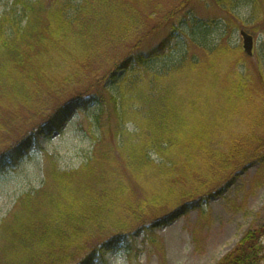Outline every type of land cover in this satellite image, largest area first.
I'll use <instances>...</instances> for the list:
<instances>
[{
	"label": "trees",
	"instance_id": "obj_1",
	"mask_svg": "<svg viewBox=\"0 0 264 264\" xmlns=\"http://www.w3.org/2000/svg\"><path fill=\"white\" fill-rule=\"evenodd\" d=\"M10 9V15L0 16V96L43 120L0 150V176L15 167L34 144L40 146L43 138L60 132L73 114L95 103L112 121L109 130L114 140L98 139L80 167L65 171L54 167L41 188L21 198L10 221L3 223L9 225L2 233L6 240L0 247V264H109L107 254L120 248H126L134 262V234L143 231L145 241L152 242L153 228L171 224L220 193L241 171L264 163L263 135L241 131L220 138L219 127L213 130L233 110H243L250 98L248 78L240 72L234 76L236 83L230 75L212 78V71L204 70L208 69L206 61L199 59L174 72H156L154 62L176 45V35L171 31L150 46V32L138 31L142 21L135 2L14 0ZM129 12L133 19L124 30L127 35H122ZM105 33H111L107 36L114 45L130 42L126 55L119 59L111 55L113 63L96 75L97 89L105 93L87 96L88 87L85 91L77 88L62 101L64 85L76 82L80 73L89 75L94 61L79 52L68 59L79 58L82 71L70 72L62 70V59L71 55L72 46L82 50ZM99 56L96 53L95 59ZM186 65L190 75L173 83ZM118 70L121 80V74L116 78ZM109 75L115 83L106 86ZM206 79L224 92L204 91L195 82ZM260 84L264 95V77ZM45 94L60 99L46 116ZM260 111L264 109L258 110V116H262ZM262 121L255 125L259 127ZM128 173L144 186L141 197L128 183ZM263 260L264 224L248 229L218 264H260Z\"/></svg>",
	"mask_w": 264,
	"mask_h": 264
},
{
	"label": "rangeland",
	"instance_id": "obj_2",
	"mask_svg": "<svg viewBox=\"0 0 264 264\" xmlns=\"http://www.w3.org/2000/svg\"><path fill=\"white\" fill-rule=\"evenodd\" d=\"M13 1L0 0V16L10 9ZM122 1L137 4L142 21L138 31L150 32V35H147L148 39L150 37L147 42L151 44L147 43L148 48L149 45L163 40L171 31L176 35V45L154 62L156 72H162V75L174 72L176 67H183L191 60L199 59L206 61L208 69L204 70H211L212 78L230 75L229 79L236 83L238 78L234 76L244 74L249 80V100L241 101L245 102L243 110H233L230 115L222 118L221 126H214L213 130L219 127L221 133H230L228 136L241 131H256L264 136V113L260 111L262 116H256L254 112L256 109H264V95L260 84V79L264 77V0ZM173 12L176 16L172 15ZM132 15L129 12L125 16V25L120 29L122 35H127L124 30L133 19ZM178 19H182V22L178 23ZM242 30L254 37V55H247L243 49ZM115 32L116 30L112 31L113 34ZM110 34L105 33L97 37V40H90L82 50L72 46L71 55L62 59V70L70 72H75L74 69L82 71L83 65L79 58L68 59L77 56L79 52L94 60L88 67V71H91L89 75L83 77L80 73V76L75 77L78 78L76 82L64 85V90L59 96L62 101L71 98L70 91L77 88L85 91L88 87L90 92L87 96L105 93L97 89L99 85L96 83L99 82L96 81V75L113 63L111 55L119 59L126 55L130 48V42L128 45L127 42L114 45L107 36ZM96 53H100V56L95 59ZM184 68L186 69L174 77L173 83L190 75L189 65ZM121 73L118 70L116 78ZM121 77L122 74L118 79L121 80ZM105 80H108L106 86L115 83L112 82L114 77L110 75ZM195 82L204 91L217 94L224 92L221 88L209 85L207 79L203 80V83ZM114 91L113 93H118V90ZM43 97L48 100L43 114L46 116L60 99H56L53 94H45ZM20 107L22 110H18L0 96V150L15 144L27 135L33 125L43 120L42 116L35 117L34 112L27 107ZM100 108V105L95 103L73 114L60 132L53 134L49 139L43 138L40 146L34 144L15 167L0 176V247L6 240L5 233H2L9 225L3 223L10 221L26 193L43 186L51 169L56 166L62 171L77 169L97 146L98 139L105 137L110 141L114 140L109 130L112 121L106 113L100 112ZM247 112L249 115L243 119ZM97 116H100V121ZM260 119L263 121L258 127L255 123ZM128 129L133 127L129 125ZM116 162L122 166L119 158ZM126 176L135 195L141 197L144 186L139 181L135 182L130 173ZM262 224L264 163L261 166H250L220 193L209 197L200 207L180 215L171 224L153 228L152 242L145 241L146 234L143 231L134 234L131 239L137 249L134 262L130 260L126 248L112 251L106 258L109 264H218L236 247L248 229L257 228ZM260 264H264V260Z\"/></svg>",
	"mask_w": 264,
	"mask_h": 264
},
{
	"label": "bare ground",
	"instance_id": "obj_3",
	"mask_svg": "<svg viewBox=\"0 0 264 264\" xmlns=\"http://www.w3.org/2000/svg\"><path fill=\"white\" fill-rule=\"evenodd\" d=\"M49 1H52V0H49ZM37 12H38V10L36 9L35 14H37ZM11 13H12V9L6 10V12L4 13V16H5V15H10ZM1 16H2V15H1ZM158 28H159V27H158ZM254 42H255V41H254ZM243 49L245 50L244 45H243ZM245 52H246V50H245ZM246 53H247V52H246ZM247 55H250V54L247 53ZM251 55H254V46H253V52H252ZM238 93H241V92H238ZM262 102H263V101H262ZM258 110H259V109H256V110H255V115H256V116L259 115ZM229 134H230V133H228V134H226V133H222V134L219 135V137H220V138H225V137H226L227 135H229ZM215 139H216V137H215ZM207 151H211V149H207ZM152 157H154V158H158L157 156H155L154 153H153ZM257 165L261 166V165H263V164H257ZM257 165H252V166H257ZM242 172H243V171H241L237 176H234L230 181L228 180V182H230V183H229V184H228V183L224 184L223 187H226V186L232 184V183L235 181V179H236V178H237Z\"/></svg>",
	"mask_w": 264,
	"mask_h": 264
},
{
	"label": "water",
	"instance_id": "obj_4",
	"mask_svg": "<svg viewBox=\"0 0 264 264\" xmlns=\"http://www.w3.org/2000/svg\"><path fill=\"white\" fill-rule=\"evenodd\" d=\"M241 34L243 36L244 48L246 52L251 55L253 52L254 38L244 30L241 32Z\"/></svg>",
	"mask_w": 264,
	"mask_h": 264
}]
</instances>
